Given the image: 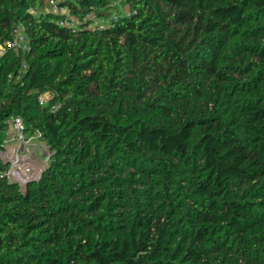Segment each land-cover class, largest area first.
Masks as SVG:
<instances>
[{"label":"trees","instance_id":"1","mask_svg":"<svg viewBox=\"0 0 264 264\" xmlns=\"http://www.w3.org/2000/svg\"><path fill=\"white\" fill-rule=\"evenodd\" d=\"M44 1L0 0V148L51 152L0 158V264H264V0Z\"/></svg>","mask_w":264,"mask_h":264},{"label":"built area","instance_id":"2","mask_svg":"<svg viewBox=\"0 0 264 264\" xmlns=\"http://www.w3.org/2000/svg\"><path fill=\"white\" fill-rule=\"evenodd\" d=\"M58 1L59 0H45L44 4L49 10L61 15L59 19L60 25H66L71 31H74L75 17L70 14L67 7L60 6ZM102 27L103 24L99 23L93 28L100 29ZM6 48L22 51L29 50L28 38L22 24H16L13 26L11 30V38L0 45V53ZM25 67V62H21V68ZM38 102L41 105L44 104L42 96L38 98ZM24 132L25 125L21 117L12 116L9 119V128L2 140V146L0 148V158L3 162H7L4 175L7 179L15 181L19 185H21L20 183L25 184L27 181L38 180L42 172L40 169H35L34 171H32V169H26L27 165L25 163L33 152L29 149H25L26 138ZM8 145H10L9 150L5 149Z\"/></svg>","mask_w":264,"mask_h":264},{"label":"rangeland","instance_id":"3","mask_svg":"<svg viewBox=\"0 0 264 264\" xmlns=\"http://www.w3.org/2000/svg\"><path fill=\"white\" fill-rule=\"evenodd\" d=\"M127 8H128L127 5L122 6L123 11H125ZM248 56H249L248 58L250 60H252V61L256 60L254 55L249 54ZM158 68L160 70L163 69L160 66H158ZM158 68H156V69L158 70ZM153 71L154 70H152V69H145V72L142 73L141 76L143 77V79L154 76V74L152 73ZM149 84H154L153 80H150ZM150 92H151V94L156 93V88L151 89ZM24 134H25V138H26L25 149H29L30 151L33 152L31 154V156L28 158L27 162L25 163L27 165L26 169H32V171H34L35 169L36 170L40 169L43 171L49 162V156L51 154L49 147L36 134H31L30 132H27L26 130H25ZM5 149L9 150L10 145L6 146ZM20 184H21V186L24 185V183H20Z\"/></svg>","mask_w":264,"mask_h":264},{"label":"water","instance_id":"4","mask_svg":"<svg viewBox=\"0 0 264 264\" xmlns=\"http://www.w3.org/2000/svg\"><path fill=\"white\" fill-rule=\"evenodd\" d=\"M4 164L6 165V164H7V162H4Z\"/></svg>","mask_w":264,"mask_h":264}]
</instances>
